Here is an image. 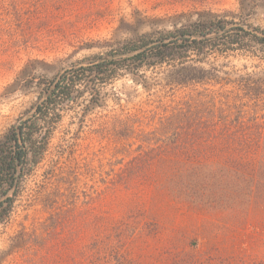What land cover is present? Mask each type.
Listing matches in <instances>:
<instances>
[{
    "label": "rangeland",
    "instance_id": "rangeland-1",
    "mask_svg": "<svg viewBox=\"0 0 264 264\" xmlns=\"http://www.w3.org/2000/svg\"><path fill=\"white\" fill-rule=\"evenodd\" d=\"M215 18L264 29V0H0V138L36 101L43 81L74 63L142 34ZM244 47L198 65L237 74L264 70V48L246 40ZM172 69L119 70L60 103L44 160L22 178L14 209L0 225V264H264L260 183L250 193L251 182L216 175L201 195L186 189L209 179L189 176L102 192L103 181L119 170L106 153L114 143L100 137L102 125L180 97L184 90L166 81ZM52 167L56 176L73 170L76 191L71 197L65 190L57 202L62 226L36 246L25 239H34L33 222L47 225L42 194L57 177L43 173ZM21 233L30 238L20 240Z\"/></svg>",
    "mask_w": 264,
    "mask_h": 264
},
{
    "label": "trees",
    "instance_id": "trees-1",
    "mask_svg": "<svg viewBox=\"0 0 264 264\" xmlns=\"http://www.w3.org/2000/svg\"><path fill=\"white\" fill-rule=\"evenodd\" d=\"M245 40L264 48V29L215 18L142 34L44 80L36 101L0 138V225L14 209L22 178L44 160L60 103L71 100L75 92L82 93L78 87L108 82L129 67L171 65L167 84L184 91L176 99L111 118L102 125L105 134L100 131V137L107 136L114 143L105 148L106 153L114 159L113 165H119L115 177L103 181L102 192L127 191L159 179L200 176L209 181L186 190L204 195L216 175L237 185L251 182L250 193L255 183L264 189V70L237 74L198 65L211 54L247 50ZM90 92L97 94L94 88ZM142 125L151 130L140 129ZM190 165H196V171ZM60 173L56 176L53 167L43 173L45 178L57 177L56 185L42 194L40 211L47 214V225L31 224L34 239H25L30 244L43 245L62 226L63 211L57 202L66 197L65 190L74 197L78 176L73 170ZM25 237L29 236L21 233L18 238Z\"/></svg>",
    "mask_w": 264,
    "mask_h": 264
}]
</instances>
